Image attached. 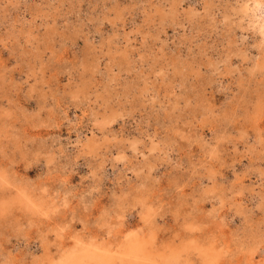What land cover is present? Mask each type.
<instances>
[{
  "label": "rangeland",
  "instance_id": "obj_1",
  "mask_svg": "<svg viewBox=\"0 0 264 264\" xmlns=\"http://www.w3.org/2000/svg\"><path fill=\"white\" fill-rule=\"evenodd\" d=\"M0 264H264V0H0Z\"/></svg>",
  "mask_w": 264,
  "mask_h": 264
}]
</instances>
